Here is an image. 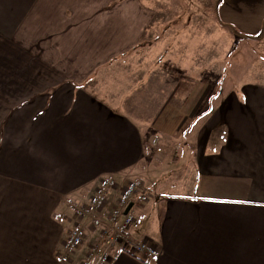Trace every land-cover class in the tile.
I'll use <instances>...</instances> for the list:
<instances>
[{
    "label": "crops",
    "instance_id": "0c3cea01",
    "mask_svg": "<svg viewBox=\"0 0 264 264\" xmlns=\"http://www.w3.org/2000/svg\"><path fill=\"white\" fill-rule=\"evenodd\" d=\"M191 1L200 9L182 38L156 69L138 72L127 67L131 51L149 33V48L163 44L144 0H0V264H92L90 248L103 252L108 237L73 207L103 178L144 181L135 215L145 210L152 230L130 237L155 249L148 264H264V84L204 90L223 84L225 55L244 39L223 24L257 37L264 0H221L218 10V0ZM185 97L198 98L192 116L180 129L164 123ZM184 128L192 142L173 139ZM169 142L182 144L187 167L155 191L145 171L155 174ZM109 192L105 221L120 195ZM141 195L138 187L134 200ZM79 222L86 239L68 251ZM109 253L107 264H147L120 243Z\"/></svg>",
    "mask_w": 264,
    "mask_h": 264
},
{
    "label": "rangeland",
    "instance_id": "374dc122",
    "mask_svg": "<svg viewBox=\"0 0 264 264\" xmlns=\"http://www.w3.org/2000/svg\"><path fill=\"white\" fill-rule=\"evenodd\" d=\"M144 1L147 5L150 6V8L157 11L159 14L157 19V21H159L161 24L159 39L161 41L163 40V44L160 46V48H141L144 50H142L140 53H138L140 49L131 51L132 53H130L128 56L129 60L127 67L130 65L129 67L132 70L138 72L139 70L144 72H151L153 69H156L158 67L157 65L159 64L157 61L162 60L161 58H163L167 54V52H169L175 42L182 38V33L184 32L183 24L188 25L190 22H192L197 15V11L199 12L200 8L198 5H194L191 0ZM211 19L218 22L216 13L215 16L211 17ZM186 29L187 27L185 28V30ZM153 40V35L149 33L148 39H145L143 43H152ZM228 48H226V51L228 50ZM225 64L226 67L224 71V78L221 80L223 84L206 87L204 90H206L209 95H211V93L215 92V90L218 89H223L225 91L232 90V88H234L236 84L247 80H259L264 84L263 39L258 41L249 38H239L233 45V47L231 46V48L228 50V54L225 55ZM199 88L201 87L196 86L194 89L199 90ZM196 99L198 100V98L194 97H185L182 99V102H179V100L171 102V105L169 106L163 118L164 123H167L168 119L173 118V122L176 123L174 124V126H176L177 129H180L183 126V122L178 121L181 119V117H184L185 119L189 116H192V111L190 112L191 108H189V106H191L192 103L194 104ZM213 104H215V101L214 99H211L208 102L207 106ZM187 126H191V123L190 125L186 124L185 128ZM185 128L180 131L179 135L178 132L175 131V133H173V139L177 141L193 140L195 131H190L186 137ZM169 143L171 149H168L165 146V148L163 147L164 152H167V154H165V156L163 157V162L159 165H156V167L158 168L156 169L155 174L153 175V173H151L153 170V166L151 165L145 171V176H148V178H150L152 180V183L156 186L154 188L155 191L157 190L156 188L159 187L167 188L166 190H169L171 184H174V182H178V179L183 177V171L185 172V169L187 167L185 158L186 155H184V150L182 151L181 149L182 144L178 146L177 149H175V142ZM169 143H167V145ZM154 147L158 148V145H154ZM175 150H178V152L180 153V158L174 161L171 159L172 155H174ZM148 185L151 186V181H148ZM136 215V221L132 226V229L130 230L132 231L131 235L134 239L143 240L146 236H150L152 227L150 225V220L146 216L145 210H138Z\"/></svg>",
    "mask_w": 264,
    "mask_h": 264
},
{
    "label": "built area",
    "instance_id": "2783aa9c",
    "mask_svg": "<svg viewBox=\"0 0 264 264\" xmlns=\"http://www.w3.org/2000/svg\"><path fill=\"white\" fill-rule=\"evenodd\" d=\"M112 189H118L120 195L116 204L108 212L105 221L102 214L106 211L109 203V191ZM137 190L136 182H129L120 186L113 179H102L95 196L87 203L74 205L73 209L79 220L88 218L93 229L101 230V233L108 237L109 246L103 252L99 253L100 244H95L90 248L87 260H92V264H107L111 259L110 247H114L118 243L121 244L124 251L130 252L145 261L150 255L156 253L155 249L147 242H136L130 237V230L136 221V208L147 200L146 195H141L135 201ZM130 205L132 206L127 211ZM119 218H123V220L120 225H116ZM86 236V229L79 222L69 231L65 248L68 251L77 249L84 243Z\"/></svg>",
    "mask_w": 264,
    "mask_h": 264
},
{
    "label": "trees",
    "instance_id": "16d2710c",
    "mask_svg": "<svg viewBox=\"0 0 264 264\" xmlns=\"http://www.w3.org/2000/svg\"><path fill=\"white\" fill-rule=\"evenodd\" d=\"M221 3V0H218L217 1V10H218V6H219V4ZM224 26H228L235 34H236V36H239V37H244V38H249V39H252V38H256V39H262L263 38V35H264V31L262 32V33H260L257 37H252V36H248V35H242V34H240V33H238V31H236V29L234 28V27H232V26H229V25H225V24H223ZM153 43H142L139 47H137L136 49H141V48H146V47H150L151 45H152ZM136 49H134V50H136ZM103 179H105V178H103ZM132 182H134V181H132ZM136 184H137V187H139V190L144 194V195H146L145 193L147 192L146 191V188L145 187H143L144 186V181L143 180H139V181H137L136 182ZM136 196V195H135ZM135 257H137L136 255H134ZM137 258H139V257H137ZM141 261H143V262H145V263H147V261H145L144 259H141V258H139ZM148 264V263H147Z\"/></svg>",
    "mask_w": 264,
    "mask_h": 264
},
{
    "label": "water",
    "instance_id": "95a60500",
    "mask_svg": "<svg viewBox=\"0 0 264 264\" xmlns=\"http://www.w3.org/2000/svg\"><path fill=\"white\" fill-rule=\"evenodd\" d=\"M132 205H130V207L127 209V211L131 208Z\"/></svg>",
    "mask_w": 264,
    "mask_h": 264
}]
</instances>
